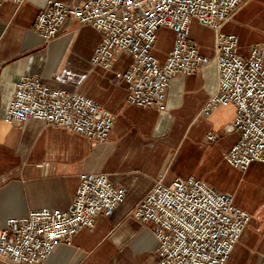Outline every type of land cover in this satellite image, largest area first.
<instances>
[{"label":"crops","instance_id":"crops-1","mask_svg":"<svg viewBox=\"0 0 264 264\" xmlns=\"http://www.w3.org/2000/svg\"><path fill=\"white\" fill-rule=\"evenodd\" d=\"M47 1L0 3V228L6 219L30 210L66 209L80 174H105L112 185L126 189L124 201L110 216L96 218L93 228L80 230L71 244L55 246L45 264H157L153 225L135 220L132 210L159 175L165 185L194 178L233 195L234 204L251 215L226 264H264V163L253 162L240 172L223 158L238 135L226 130L235 116L232 106L204 110L218 85L215 62L173 78L163 111L128 105L127 85L115 74L126 71L130 56L119 54L108 70L93 66L90 57L100 33L70 19L45 43L33 23ZM220 30L237 36L239 53L248 56L252 46L264 44V0L243 4ZM171 33L158 31L154 54L160 62L174 36L168 49L160 48L158 40ZM190 37L202 55L213 57L212 29L192 21ZM25 75L83 94L112 114L106 141L95 144L32 119L20 125L5 122L15 84ZM210 134L214 139L207 138Z\"/></svg>","mask_w":264,"mask_h":264},{"label":"built area","instance_id":"built-area-1","mask_svg":"<svg viewBox=\"0 0 264 264\" xmlns=\"http://www.w3.org/2000/svg\"><path fill=\"white\" fill-rule=\"evenodd\" d=\"M248 1L48 0L34 20L33 31L49 43L67 19L95 28L100 40L90 63L108 70L119 54L130 56L126 71L115 75L127 85L126 103L138 108L163 111L172 79L193 75L213 60L218 85L204 110L234 108L235 116L226 130L238 139L223 158L244 172L253 162L264 163V44L252 46L249 55L243 56L237 36L220 28ZM192 21L214 31L212 58L202 55L191 39ZM162 28L174 37L172 48L160 62L154 48ZM29 119L63 128L95 144L106 141L114 123L113 115L91 98L49 87L36 75L18 79L4 116L5 122L16 125ZM162 177L158 176L132 210L135 220L153 225L157 264H226L251 215L234 204L233 195L220 193L201 180L177 178L165 185ZM125 196L126 189L112 185L105 174H80L66 209L41 208L5 220L0 228V264H45L55 246L71 244L80 230L94 227L96 218L113 214Z\"/></svg>","mask_w":264,"mask_h":264},{"label":"rangeland","instance_id":"rangeland-1","mask_svg":"<svg viewBox=\"0 0 264 264\" xmlns=\"http://www.w3.org/2000/svg\"><path fill=\"white\" fill-rule=\"evenodd\" d=\"M173 35L172 33L170 34V36H164V37H161L159 40H158V44H159V47L160 48H163V49H168L169 45H170V40L172 39Z\"/></svg>","mask_w":264,"mask_h":264}]
</instances>
